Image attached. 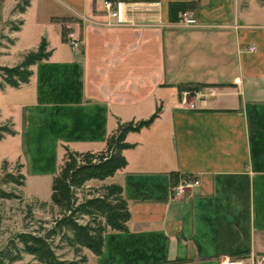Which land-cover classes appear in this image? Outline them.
Returning a JSON list of instances; mask_svg holds the SVG:
<instances>
[{"label":"crops","instance_id":"obj_1","mask_svg":"<svg viewBox=\"0 0 264 264\" xmlns=\"http://www.w3.org/2000/svg\"><path fill=\"white\" fill-rule=\"evenodd\" d=\"M101 1L30 0L20 15L14 38L30 26V46L44 38L51 52L28 83L0 91V119L15 131L5 140L20 142L25 176L49 181L51 193L63 146L101 152L118 121L145 120L161 106L150 127L127 134L125 167L87 182L120 186L130 214L126 231H107L89 261L264 257V0H113L118 25ZM173 3L193 5L186 12L196 24L183 26L180 13L173 20ZM180 175L200 186L174 198Z\"/></svg>","mask_w":264,"mask_h":264},{"label":"trees","instance_id":"obj_2","mask_svg":"<svg viewBox=\"0 0 264 264\" xmlns=\"http://www.w3.org/2000/svg\"><path fill=\"white\" fill-rule=\"evenodd\" d=\"M24 5L18 12L24 13L30 0H24ZM191 4H170L169 13L173 20L179 13L192 8ZM18 28H15L17 31ZM65 29H62V36ZM13 44V41H9ZM48 45L42 39L35 51L22 56L19 64L13 67H0V74L10 88H18L28 83L32 74L31 66L47 60L50 56ZM2 88V87H1ZM2 90V89H1ZM162 108L158 106L154 113L145 120L117 122L114 132L108 137L105 149L101 152H75L63 146V158L58 174L52 179L49 206L57 210V217L46 228L39 226L33 232H22L15 235L3 249L0 250V264H11L27 255L32 262L27 264H87V258L81 254L82 249L88 250L94 256H100L103 249V236L107 231L124 232L130 214L127 203L122 196L120 186L102 185L97 194L78 196L83 192L87 182L91 180L104 181L112 177L126 165L122 151L132 148L125 139L127 134L136 133L148 128L159 117ZM15 135L12 124L0 126V140L5 136ZM10 181L23 185L24 176L15 178L8 175ZM10 194L0 190V198H9ZM46 206V203H42ZM87 218L86 223L80 219ZM69 247L74 260H63L55 251L54 241Z\"/></svg>","mask_w":264,"mask_h":264},{"label":"rangeland","instance_id":"obj_3","mask_svg":"<svg viewBox=\"0 0 264 264\" xmlns=\"http://www.w3.org/2000/svg\"><path fill=\"white\" fill-rule=\"evenodd\" d=\"M23 1L0 0V67H13L19 64L21 61H18V57L30 51H35L42 41L41 39L36 48L30 46L28 40H31L35 35V31L30 26L25 27L24 31L21 30V37L16 34L17 38H14V33L19 32L21 25H23V20L20 19L21 14L18 12L19 7L24 5ZM15 28H18V30L15 31ZM10 40L13 41V44H10ZM7 88L10 87L6 85L0 74V91ZM187 91L192 95L195 89L189 87ZM3 111L5 110L3 109ZM5 124L12 123L10 121L4 122L0 119V126ZM8 137L13 138L15 136L7 135L2 139L3 141L0 140V190L11 196L9 198H0V250L15 235L22 232H33L39 226L48 228L52 220L57 217V210H51L49 206V181L45 179L39 180V178L31 175L25 176V170L19 164L21 154L18 152L21 151V144L15 139L5 140ZM8 175H12L15 178L21 175L24 176V181L17 179L23 185L11 182ZM101 186L98 183L96 185L86 183L83 192H79L78 196L81 198V194H97V190ZM42 203L47 205L43 206ZM86 221L87 218H82L79 222L84 224ZM53 244L55 247L57 246L55 251L61 259L68 261L75 259L69 247L59 243L57 239ZM81 254L86 256L87 264H92L89 261L90 252L88 250L82 249ZM30 262H32V259L29 256L22 255L20 261L11 264H27Z\"/></svg>","mask_w":264,"mask_h":264},{"label":"built area","instance_id":"obj_4","mask_svg":"<svg viewBox=\"0 0 264 264\" xmlns=\"http://www.w3.org/2000/svg\"><path fill=\"white\" fill-rule=\"evenodd\" d=\"M101 9L108 15L109 18L114 20L116 25L122 24L121 21V10L120 3L113 0H102ZM180 23L183 26L191 27L196 24L195 18L188 12L180 13ZM68 44L72 49H79L80 39L75 33L68 34ZM253 47H249L248 51H253ZM197 98H204L200 92L194 93ZM193 108V105H190ZM200 186V181L198 178L190 175H180L177 177L175 184L171 188L172 196L174 198L183 197L185 195H190L192 191ZM218 264H264V257H259L255 259L243 258L241 256H230L224 255L219 257Z\"/></svg>","mask_w":264,"mask_h":264}]
</instances>
